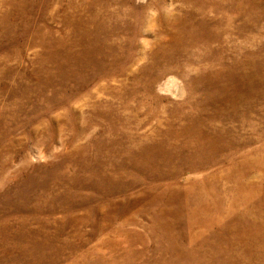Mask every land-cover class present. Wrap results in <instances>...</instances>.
Segmentation results:
<instances>
[{
    "label": "rangeland",
    "instance_id": "1",
    "mask_svg": "<svg viewBox=\"0 0 264 264\" xmlns=\"http://www.w3.org/2000/svg\"><path fill=\"white\" fill-rule=\"evenodd\" d=\"M245 220L264 235V0H0V264H178ZM262 234L221 260L264 264Z\"/></svg>",
    "mask_w": 264,
    "mask_h": 264
},
{
    "label": "bare ground",
    "instance_id": "2",
    "mask_svg": "<svg viewBox=\"0 0 264 264\" xmlns=\"http://www.w3.org/2000/svg\"><path fill=\"white\" fill-rule=\"evenodd\" d=\"M130 3V2H129ZM219 6V5H218ZM196 8V7H195ZM248 9V8H247ZM211 14V13H210ZM132 15V14H131ZM115 16V15H114ZM236 16V15H235ZM234 16V17H235ZM129 26V25H128ZM192 26V25H191ZM203 28H206V27H203ZM196 29V28H195ZM194 29V30H195ZM207 29V28H206ZM70 30V29H69ZM188 30V29H187ZM193 30V29H192ZM203 30V29H202ZM217 30V29H216ZM119 31V30H118ZM183 33V32H182ZM193 33H195V32H193ZM217 33H219V32H217ZM119 34V33H118ZM202 35H203V32H202ZM195 36V35H194ZM114 40V39H113ZM194 40V39H193ZM180 42V41H179ZM88 52V51H87ZM216 64V63H215ZM209 65V64H208ZM198 70V69H197ZM207 70V69H206ZM208 71V70H207ZM220 73H221V71H219ZM240 72V71H239ZM223 73H225V72H223ZM232 73V72H231ZM216 74H218V73H216ZM227 74V73H226ZM217 76V75H216ZM227 76V75H226ZM245 76H246V74H245ZM218 77V76H217ZM225 77V76H224ZM232 77V76H231ZM248 77L250 78V75H248ZM220 78V77H219ZM252 78H253V76H252ZM256 78V77H255ZM234 79V78H233ZM236 80V79H235ZM261 80V79H260ZM244 81V80H243ZM246 81V80H245ZM232 83V82H231ZM234 83V82H233ZM239 83V82H238ZM248 83V82H247ZM246 83V84H247ZM227 85V84H226ZM233 85V84H232ZM141 86V85H140ZM170 86V85H169ZM199 86V85H198ZM216 86V85H215ZM177 87L178 86H176V89H177ZM201 87V86H200ZM218 87V86H217ZM223 87V86H222ZM226 87V86H225ZM232 87V86H231ZM242 87V86H241ZM179 89H180V87H178ZM193 88V87H192ZM191 88V89H192ZM248 88V87H247ZM243 89V88H242ZM178 90V89H177ZM219 90V89H218ZM222 91V90H221ZM242 91H244V92H246L245 90H242ZM241 91V92H242ZM172 92V91H171ZM178 92V91H177ZM181 93V92H180ZM219 93V92H218ZM221 93V92H220ZM223 93V92H222ZM230 93V92H229ZM228 93V94H229ZM235 94V93H234ZM145 95V94H144ZM216 95V94H215ZM236 95V94H235ZM242 95H245V94H242ZM253 95V94H252ZM141 96V95H140ZM153 96H154V94H153ZM213 96V95H212ZM223 96H225V94L223 95ZM179 97V96H178ZM197 97V96H196ZM244 97V96H243ZM230 98V97H229ZM246 98V97H245ZM224 99V98H223ZM226 99V98H225ZM233 99V98H232ZM235 99V98H234ZM239 99V98H238ZM240 99H241V96H240ZM242 99H244V98H242ZM228 99H226V101H227ZM229 100H231V99H229ZM232 101V100H231ZM234 101V100H233ZM228 102V101H227ZM189 110V109H188ZM191 111V110H190ZM109 116V115H108ZM184 116V115H183ZM186 116V115H185ZM195 116V115H194ZM161 119V118H160ZM183 119V118H182ZM166 120V119H165ZM186 121V120H185ZM203 121V120H202ZM161 122V121H160ZM195 122V121H194ZM201 122V121H200ZM114 123V122H113ZM185 123V122H184ZM213 123V122H212ZM245 123V122H244ZM248 123V122H247ZM191 124H192V122H191ZM202 124V123H201ZM184 125V124H183ZM187 125V124H186ZM185 125V126H186ZM189 125V124H188ZM172 126V125H171ZM199 126V125H198ZM202 126V125H201ZM201 126H200V128H201ZM166 127V126H165ZM185 129H187V128H185ZM198 129H199V127H198ZM203 129V128H202ZM111 130V129H110ZM127 131V130H126ZM204 130H202V132H203ZM198 132V131H197ZM201 131H200V134L202 133ZM131 133V132H130ZM178 133V132H177ZM181 133V132H180ZM212 132H210V134H211ZM196 134V133H195ZM203 134H204V132H203ZM153 135V134H152ZM177 135H179V134H177ZM207 135V134H206ZM213 135V134H212ZM218 135V134H217ZM148 136V135H147ZM158 136V135H157ZM176 136V135H175ZM191 136V135H190ZM197 136V135H196ZM204 136V135H203ZM195 137V136H194ZM199 137V136H198ZM215 137V136H214ZM164 138V137H163ZM196 138V137H195ZM201 138V137H200ZM213 138V137H212ZM147 139V138H146ZM149 139V138H148ZM148 139H147V141H148ZM182 139V138H181ZM191 139H192V137H191ZM203 139V138H202ZM128 140V139H127ZM131 140V139H130ZM135 140V139H134ZM117 141V140H116ZM133 141V140H132ZM136 141V140H135ZM134 141V142H135ZM184 141V140H183ZM200 141H203V140H200ZM206 141V140H205ZM151 142V141H150ZM164 142V141H163ZM178 142V141H177ZM176 142V143H177ZM185 142V141H184ZM194 142V141H193ZM192 142V143H193ZM215 142V141H214ZM225 142V141H224ZM155 143V142H154ZM200 143V142H199ZM227 143V142H226ZM136 144V143H135ZM143 144V143H142ZM163 144V143H162ZM189 144V143H188ZM191 144V143H190ZM131 145V144H130ZM161 145V144H160ZM170 145V144H169ZM179 145H181V142H180V144ZM195 145V144H194ZM197 145V144H196ZM202 145V144H201ZM204 145V144H203ZM207 145V144H206ZM214 145V144H213ZM223 145V144H222ZM228 145V144H227ZM226 145V146H227ZM182 146H184V143H183V145ZM138 147V146H137ZM144 147V146H143ZM150 147V146H149ZM148 147V148H149ZM160 147V146H159ZM167 147V146H166ZM174 147V146H173ZM192 147V146H191ZM195 147V146H194ZM203 147H205V146H203ZM202 147V148H203ZM223 147V146H222ZM234 147V146H233ZM154 148H155V146H154ZM169 148V147H168ZM172 148V147H171ZM176 148V147H175ZM186 148H188V147H186ZM211 148H212V146H211ZM216 148H217V146H216ZM160 149V148H159ZM179 149H180V147H179ZM189 149V148H188ZM213 149H215V147L213 148ZM223 149H224V147H223ZM167 150V149H166ZM177 150V149H176ZM181 150V149H180ZM139 151V150H138ZM170 151V150H169ZM179 151V150H178ZM190 151H193V150H190ZM198 151V150H197ZM221 151V150H220ZM226 151H227V149H226ZM142 152V151H141ZM158 152V151H157ZM194 152V151H193ZM210 152V151H209ZM217 152V151H216ZM216 152H215V154H216ZM167 153V152H166ZM176 153V152H175ZM207 152H205V154H206ZM210 153H213V150L210 152ZM147 154V153H146ZM149 154H150V152H149ZM180 154V153H179ZM195 154H196V151H195ZM202 154V153H201ZM174 155V154H173ZM181 155V154H180ZM184 155V154H183ZM192 154H190V156H191ZM200 155V154H199ZM212 155V154H211ZM143 156V155H142ZM149 156V155H148ZM177 156V155H176ZM187 156H188V154H187ZM151 157V156H150ZM169 157V156H168ZM172 157V156H171ZM175 157V156H174ZM196 157V156H195ZM186 158V157H185ZM156 159V158H155ZM202 159V158H201ZM211 159V158H210ZM237 159V158H236ZM139 160V159H138ZM161 160V159H160ZM159 160V161H160ZM204 160V159H203ZM143 161H145V159L143 160ZM165 161V160H164ZM190 161V160H189ZM142 162V161H141ZM157 162V161H156ZM204 162H206V161H204ZM164 163V162H163ZM201 163V162H200ZM225 163V162H224ZM121 164V163H120ZM130 164H132V163H130ZM149 164V163H148ZM186 164V163H185ZM216 164V163H215ZM112 165V164H111ZM192 165H193V163H192ZM197 165V164H196ZM202 165L204 166V163L202 162ZM181 166V165H180ZM180 166H178V168L180 167ZM188 166H190V165H188ZM187 166V167H188ZM198 166H199V164H198ZM208 166V165H207ZM121 167V166H120ZM175 167V166H174ZM195 167V166H194ZM221 167H223V166H221ZM109 168H110V166H109ZM182 167H180V169H181ZM203 168V167H202ZM208 168V167H207ZM206 168V169H207ZM253 168V167H252ZM112 168H110V170H111ZM117 169V168H116ZM122 169H124V168H122ZM126 169V168H125ZM144 169V168H143ZM179 169V170H180ZM196 169L197 168H195V171H194V173L196 172ZM254 169V168H253ZM256 169V168H255ZM261 169V168H260ZM252 170V169H251ZM120 171V170H119ZM127 171V170H126ZM184 171V170H183ZM207 171V170H206ZM206 171H205V173H206ZM180 172V171H179ZM197 172H198V169H197ZM254 172V171H253ZM104 173V172H103ZM126 173V172H125ZM165 173V172H164ZM181 173H182V171H181ZM203 173V172H202ZM208 173V172H207ZM218 173H220V172H218ZM245 173V172H244ZM193 174V173H192ZM191 174V175H192ZM241 174H242V172H241ZM255 174V173H254ZM198 175H200V174H198ZM203 175H205V174H203ZM210 175V174H209ZM110 176H111V174H110ZM126 176H128L127 174H126ZM130 176V175H129ZM142 175H140V177H141ZM193 176V175H192ZM208 176V175H207ZM257 176V175H256ZM259 176V175H258ZM107 177V176H106ZM116 177V176H115ZM197 177V176H196ZM202 177V176H201ZM210 177V176H209ZM221 177V176H220ZM114 178V177H113ZM118 178V177H117ZM131 179H132V176L130 177ZM146 178V177H145ZM191 178V177H190ZM193 178H194V176H193ZM259 178V177H258ZM135 178L133 177V180H134ZM201 179V178H200ZM203 179H205V178H203ZM224 179V178H223ZM206 180H208L207 178H206ZM206 180H204V181H206ZM123 181V180H122ZM194 181V180H193ZM198 181H200V180H198ZM198 181H196L197 183H198ZM133 182V181H132ZM195 182V183H196ZM201 183H203V181H202V179H201V181H200ZM207 182V181H206ZM254 182V181H253ZM195 183L193 184V185H195ZM209 183V182H208ZM207 183V184H208ZM212 183V182H211ZM244 183V182H243ZM205 185H207L206 183H204ZM214 184V183H213ZM258 184V183H257ZM165 185V184H164ZM197 185V184H196ZM163 186V185H162ZM172 186V185H171ZM190 185H188L187 187H189ZM199 186H201L199 183H198V185H197V187L196 186H193V189L192 190H195L194 189V187H196V188H198ZM208 186H210V185H208ZM214 186V185H213ZM212 187V186H211ZM210 187V188H211ZM215 187V186H214ZM213 187V188H214ZM224 187V186H223ZM123 188V187H122ZM160 188H162V187H160ZM164 188V187H163ZM166 188V187H165ZM167 188L169 189L170 188V186L168 187L167 186ZM173 188V187H172ZM176 188V187H175ZM201 188V187H200ZM202 188H204V185H203V187ZM171 189V188H170ZM169 189V190H170ZM190 189H191V187H190ZM189 189V191L191 192V190ZM224 189V188H223ZM246 189V188H245ZM257 189V188H256ZM166 190V189H165ZM177 190V188L175 189V191ZM211 190H214L215 191V188L214 189H211ZM225 190V189H224ZM163 191V190H162ZM196 191H199V190H196ZM196 191H194V192H196ZM209 191V190H208ZM207 191V192H208ZM252 191V190H251ZM164 192V191H163ZM202 192V191H201ZM192 193V192H191ZM203 193V192H202ZM215 193H216V191H215ZM214 193V194H215ZM152 194V193H151ZM162 193H160V195H161ZM195 194V193H194ZM245 194V193H244ZM165 195V194H164ZM178 195V194H177ZM191 195V194H190ZM193 195V194H192ZM196 195L198 196V194L196 193ZM205 195V194H204ZM209 195H211V193L209 194ZM154 196V195H153ZM167 196H168V194H167ZM170 196V195H169ZM172 196H173V194H172ZM203 196V195H202ZM213 196V195H212ZM158 197H160V196H158ZM188 197V196H187ZM199 197H200V195H199ZM168 198V197H167ZM166 198V199H167ZM189 198V197H188ZM187 198V199H188ZM245 198V197H244ZM254 198V197H253ZM151 199V198H150ZM153 199H154V197H153ZM169 199V198H168ZM198 199V198H197ZM201 199V198H200ZM203 199V198H202ZM209 199V198H208ZM156 200V199H155ZM164 200H165V198H164ZM171 200V199H170ZM196 200V199H195ZM207 200V199H206ZM205 200V201H206ZM247 200V199H246ZM139 201V200H138ZM141 202V201H140ZM163 202V204H164V201H162ZM186 202H189V200L187 201L186 200ZM198 202V201H197ZM218 201H216L215 203H217ZM235 202V201H234ZM233 202V203H234ZM203 203V202H202ZM206 203V202H205ZM209 203V202H208ZM220 203V201L217 203V204H219ZM231 203H232V201H231ZM244 203H246L247 204V202H244ZM130 204V203H129ZM137 204V203H136ZM189 204V203H188ZM156 205V204H155ZM159 205V204H158ZM197 205H199V204H197ZM207 205V204H206ZM213 205V204H212ZM232 205V204H231ZM235 205V204H234ZM160 206H162V205H160ZM188 206V205H187ZM196 206V205H195ZM215 206V208H216V205H214ZM237 206V205H236ZM135 207V206H134ZM212 207V206H211ZM211 207L209 208V210L211 209ZM219 207V206H218ZM222 207V206H221ZM234 207V206H233ZM247 207V206H246ZM245 207V208H246ZM194 208V207H193ZM201 208V207H200ZM206 209H208V206H206L205 207ZM204 208V209H205ZM213 208V207H212ZM229 208H231V206L229 207ZM236 208V207H235ZM134 209V208H133ZM197 208H195V210H196ZM239 209V208H238ZM241 209H242V207H241ZM200 210V212L202 211L201 209H199ZM209 210H204V212L205 211H209ZM212 210V209H211ZM219 210V209H218ZM216 211V210H215ZM222 211H223V209H222ZM230 211H232V209L230 210ZM235 211V210H234ZM224 212V211H223ZM233 212V211H232ZM199 213V212H198ZM198 213H197V215H198ZM202 213V212H201ZM209 213V212H208ZM211 213H213V212H211ZM216 213V212H215ZM224 213H226V212H224ZM236 213V212H235ZM203 214V213H202ZM205 214V213H204ZM228 214H229V212H228ZM232 213H230V215H231ZM156 215H157V212H156ZM196 215V216H197ZM201 215V214H200ZM199 215V216H200ZM207 215V214H206ZM218 215V214H217ZM223 215V214H222ZM229 215V216H230ZM235 215V214H234ZM203 216V215H202ZM157 217H158V215H157ZM192 217H194V216H192ZM190 218V219H193V218ZM201 217V216H200ZM210 217V216H209ZM220 217V216H219ZM218 217V218H219ZM222 217V216H221ZM225 217H227V215H225ZM202 218V217H201ZM204 219H206L205 217H203ZM212 218V217H211ZM228 218V217H227ZM161 219V218H160ZM216 219V218H215ZM231 219V218H230ZM236 219V218H235ZM217 220V219H216ZM216 220H215V222H216ZM222 220V219H221ZM224 220V219H223ZM225 220H226V218H225ZM224 220V221H225ZM192 221V220H191ZM196 221L198 222L199 221V219L197 220L196 219ZM210 221V220H209ZM219 221H220V219H219ZM224 221H220V224L222 223L223 224V222ZM246 221V220H245ZM259 221V220H258ZM201 222H202V220H201ZM206 222H208L207 220H206ZM214 222V224H216ZM251 222V221H250ZM203 223H204V221H203ZM225 223V222H224ZM243 223V222H242ZM198 224V223H197ZM208 224H209V222H208ZM207 224V225H208ZM237 224V226H239L240 228H243V230L242 229H237L236 231H234V232H232V233H228L227 232V230L225 229V230H223V232H222V234H220V235H218L216 238H215V240H213L214 242L213 243H210L209 242V240H207V242H205V244L203 245V251H202V254H200L197 250H190L189 249V251H187V252H184L183 253V251L182 250H180V249H178V250H175L176 252H177V254H176V256L179 258V263L178 264H225L226 262H228V260L226 259V260H221V255L222 256H224V257H226V258H228V256L227 255H229V254H231L232 253V251H233V248L236 250V254L238 253V256H240V257H249L250 255V250L252 249V247H250V246H252V243L253 242H258L260 245H262L263 246V244L261 243V240H260V237H261V234H262V230H261V228H260V230H261V233L259 232V227H254V225H251L248 221H246V224L245 225H243V224H240L239 222L238 223H236ZM254 224H256V223H254ZM201 225V224H200ZM209 225H211V223L209 224ZM217 225V224H216ZM205 226V225H204ZM213 226V225H212ZM211 226V227H212ZM207 227V226H206ZM205 227V228H206ZM210 227V226H209ZM219 227V226H218ZM234 227V226H233ZM222 228V227H221ZM229 228V227H228ZM232 229H234V228H232ZM207 232V231H206ZM215 232V231H214ZM217 232V231H216ZM215 232V233H216ZM189 233H191V232H189ZM201 233H203V231L201 232ZM211 233V232H210ZM210 233H206V234H209V236H211V234ZM191 235V234H190ZM213 235H215L214 233H213ZM263 235V234H262ZM201 236H202V234H201ZM204 236H205V233H204ZM263 237H264V235H263ZM204 238V237H203ZM203 238H202V240H203ZM262 239V238H261ZM195 239H193L192 241H194ZM197 240H199V238L197 239ZM197 242V241H196ZM243 242H246L247 244V249L246 250H244V251H240V252H238V250H239V243H243ZM262 242H264V240H262ZM196 244V243H195ZM241 245V244H240ZM243 245V244H242ZM253 246H255V244L253 245ZM187 247V246H186ZM189 247V246H188ZM191 247V246H190ZM192 247H193V245H192ZM200 247V246H199ZM260 247V246H259ZM196 248V247H195ZM197 248H198V246H197ZM188 249V248H187ZM242 249H245V248H242ZM250 249V250H249ZM260 249V248H259ZM264 249V248H263ZM260 252V251H259ZM220 254V255H219ZM232 255V254H231ZM230 256V255H229ZM233 257V256H232ZM210 258V259H209ZM207 259H209L208 261H207ZM230 259H232V258H230ZM202 260V261H201Z\"/></svg>",
    "mask_w": 264,
    "mask_h": 264
}]
</instances>
